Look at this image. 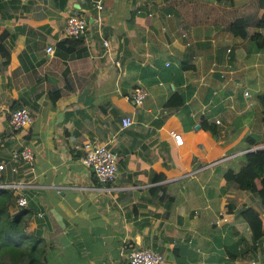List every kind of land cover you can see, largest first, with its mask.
<instances>
[{"label": "crops", "instance_id": "obj_1", "mask_svg": "<svg viewBox=\"0 0 264 264\" xmlns=\"http://www.w3.org/2000/svg\"><path fill=\"white\" fill-rule=\"evenodd\" d=\"M263 6L0 0V183L24 184L6 189L8 210H22L45 264H126L136 248L159 252L161 264H264V204L223 179L259 145L247 148L246 137L264 134V48L249 38L264 32ZM72 14L86 21L77 40L63 34ZM237 18L244 37L226 30ZM135 85L145 92L139 107L129 99ZM18 107L31 122L11 131ZM91 140L118 156L111 182L100 185L80 162ZM23 146L31 161L12 173L9 158Z\"/></svg>", "mask_w": 264, "mask_h": 264}, {"label": "trees", "instance_id": "obj_2", "mask_svg": "<svg viewBox=\"0 0 264 264\" xmlns=\"http://www.w3.org/2000/svg\"><path fill=\"white\" fill-rule=\"evenodd\" d=\"M258 20L264 24V6L258 12ZM242 25L243 20L237 18L226 30L232 36L244 37L246 33ZM249 38L257 47L264 48V32H253ZM262 123L264 126V116ZM245 141L247 148L257 144L264 145V134L260 143L256 136L246 137ZM242 159L243 163L237 170L224 171L223 179L233 189L257 195L264 204V148L248 151L243 154ZM256 160H259L257 164ZM10 204L11 190L0 188V264H45L43 250H37L24 231L22 210L11 214L8 210ZM254 236L258 237L257 233ZM261 236L255 240H260Z\"/></svg>", "mask_w": 264, "mask_h": 264}, {"label": "built area", "instance_id": "obj_3", "mask_svg": "<svg viewBox=\"0 0 264 264\" xmlns=\"http://www.w3.org/2000/svg\"><path fill=\"white\" fill-rule=\"evenodd\" d=\"M97 11L102 9L99 2L94 5ZM169 16V14L167 15ZM86 29V21L83 17L72 14L65 18L63 25L64 36L77 40L84 33ZM102 45L107 48V42L103 41ZM45 52L50 54L52 48L47 46ZM145 92L139 85H135L130 94L129 99L135 107H139L143 101ZM31 122V118L28 110L25 107H18L9 112L8 115V127L11 131H17L24 127H27ZM131 124L130 118L127 116L120 119L121 127H127ZM170 135L176 145L182 143L181 137L178 133L170 132ZM258 147V146H257ZM82 150V154L79 159L80 162L89 168L95 180L100 184H105L111 182L116 173V161L117 154L104 144L98 143L96 141H85L79 147ZM13 161V164H9L8 168L10 172H16V163L21 161L25 164H29L31 161V151L29 147L23 146L19 150L12 151L9 158ZM4 169L3 163L0 161V172ZM24 184L22 183H0V188L13 189L14 193L18 188H22ZM98 190V188H95ZM17 207H24L27 204V199L25 196L18 194L15 200ZM218 220H215L217 223ZM163 258L162 255L149 248H136L128 252L126 257V264H161ZM253 264V262H250Z\"/></svg>", "mask_w": 264, "mask_h": 264}, {"label": "water", "instance_id": "obj_4", "mask_svg": "<svg viewBox=\"0 0 264 264\" xmlns=\"http://www.w3.org/2000/svg\"><path fill=\"white\" fill-rule=\"evenodd\" d=\"M86 89H84L80 94H79V98L81 99V97L86 93ZM262 148H264V145L263 146H258V147H256V148H254V149H251V150H257V149H262Z\"/></svg>", "mask_w": 264, "mask_h": 264}, {"label": "rangeland", "instance_id": "obj_5", "mask_svg": "<svg viewBox=\"0 0 264 264\" xmlns=\"http://www.w3.org/2000/svg\"><path fill=\"white\" fill-rule=\"evenodd\" d=\"M258 146H263V144H259ZM256 147H257V146H256ZM256 147H255V148H256Z\"/></svg>", "mask_w": 264, "mask_h": 264}]
</instances>
